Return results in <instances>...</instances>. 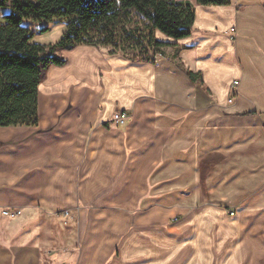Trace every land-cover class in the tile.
<instances>
[{
	"label": "crops",
	"instance_id": "obj_1",
	"mask_svg": "<svg viewBox=\"0 0 264 264\" xmlns=\"http://www.w3.org/2000/svg\"><path fill=\"white\" fill-rule=\"evenodd\" d=\"M177 1L194 6L192 32L172 40L156 31L173 45L163 56L64 51L66 63L49 67L38 88L37 126L0 128V264H46L55 251L48 222L62 210L77 217L72 264H157L146 178H181L183 264H264V5ZM117 112L129 113L124 125L112 122ZM60 251L67 263L71 248Z\"/></svg>",
	"mask_w": 264,
	"mask_h": 264
},
{
	"label": "trees",
	"instance_id": "obj_2",
	"mask_svg": "<svg viewBox=\"0 0 264 264\" xmlns=\"http://www.w3.org/2000/svg\"><path fill=\"white\" fill-rule=\"evenodd\" d=\"M198 6H228L229 0H193ZM12 12L0 24V128L35 127L38 88L60 56L77 46L105 49L131 62L153 63L172 44L155 38L182 40L190 36L194 6L177 0H0ZM64 21L65 32L54 45L32 43L22 21ZM178 67L190 79L199 75Z\"/></svg>",
	"mask_w": 264,
	"mask_h": 264
},
{
	"label": "rangeland",
	"instance_id": "obj_3",
	"mask_svg": "<svg viewBox=\"0 0 264 264\" xmlns=\"http://www.w3.org/2000/svg\"><path fill=\"white\" fill-rule=\"evenodd\" d=\"M245 1L252 2L253 0H242L241 3H245ZM261 5H264V0H256ZM12 12L11 7L7 5L6 7L0 8V24L3 23V17L9 15ZM22 27L28 29L30 33L33 35L32 43L38 45H54L61 39L62 35L65 32V22L64 21H38L31 22L27 20L22 21ZM104 52H107L105 49H101ZM169 52V51H168ZM171 52V51H170ZM40 90V88H39ZM119 113V112H117ZM117 113H114L117 114ZM129 119V113L125 112ZM113 115V116H114ZM112 116V120H113ZM113 122V121H112ZM126 123V122H125ZM124 125V124H123ZM121 178H117L113 183V187L118 186L121 182ZM181 178H146V189H148V185H150V191L156 198L157 204V224L153 227L157 230V239H158V263L160 262V258H166L168 255H173L172 264H183L186 258L190 255V249L187 244L182 245V240L184 241L185 236L184 233L178 228L180 223L184 221L187 217V212L184 211V206L186 200H184V204L182 203L181 198ZM122 185V184H121ZM120 185V186H121ZM119 186V187H120ZM133 185L128 186L127 178L125 180V188L122 192V198L125 201V209L126 211H130L132 207H128V202H132ZM117 190V189H116ZM130 191V192H129ZM147 197L142 200L139 209L143 210V208H147L148 202ZM264 197V195H263ZM145 201L147 203H145ZM127 206V207H126ZM130 208V209H129ZM136 213V212H134ZM77 217L75 213L69 210H62L58 214L53 215L48 224H50L51 229H53L54 234V249L55 251L51 253L49 261L46 264H72L74 259V255L78 249V241H76L75 248L73 247ZM168 230H171L170 232ZM129 231L125 232L127 236ZM164 233L166 234L164 236ZM69 234L70 238L69 239ZM160 240V241H159ZM71 248L72 252L70 255V259L67 263H61L60 259L57 257L58 254H61L62 249L65 247ZM161 250V251H160ZM172 253V254H171ZM70 254V253H68ZM54 256V257H51ZM143 260H134L130 259L129 264H135L138 262H142ZM162 261V260H161Z\"/></svg>",
	"mask_w": 264,
	"mask_h": 264
},
{
	"label": "built area",
	"instance_id": "obj_4",
	"mask_svg": "<svg viewBox=\"0 0 264 264\" xmlns=\"http://www.w3.org/2000/svg\"><path fill=\"white\" fill-rule=\"evenodd\" d=\"M236 86H237V82H234L233 83V87L235 88ZM127 118H128V116H127V114L125 112H119V113H117V114H115L113 116V120L112 121L115 124L123 125L127 121ZM263 199H264V197H263ZM1 215L3 217L9 218V219H15V218H17L20 215V211L19 210H13V211H11V210H3L1 212ZM229 215L232 216L233 213L230 212Z\"/></svg>",
	"mask_w": 264,
	"mask_h": 264
}]
</instances>
